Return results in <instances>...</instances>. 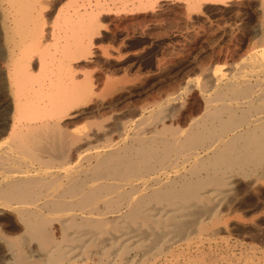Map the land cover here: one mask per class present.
<instances>
[{
  "label": "bare ground",
  "instance_id": "bare-ground-1",
  "mask_svg": "<svg viewBox=\"0 0 264 264\" xmlns=\"http://www.w3.org/2000/svg\"><path fill=\"white\" fill-rule=\"evenodd\" d=\"M46 1L0 0V95L12 107L0 118V228L11 234L0 264H175L217 233L238 180L264 176V48L188 83L199 107L183 118L181 92L153 106L109 103L67 63L85 44L33 43ZM104 110L102 122L70 125Z\"/></svg>",
  "mask_w": 264,
  "mask_h": 264
},
{
  "label": "rangeland",
  "instance_id": "rangeland-1",
  "mask_svg": "<svg viewBox=\"0 0 264 264\" xmlns=\"http://www.w3.org/2000/svg\"><path fill=\"white\" fill-rule=\"evenodd\" d=\"M141 1L47 0L45 3L49 4L47 6L44 4L42 18L36 25V41L33 43L40 41L38 43L42 44L45 41V44H51V48L85 44V47L87 46L85 52L77 47L83 52L82 54L73 48L80 53L78 55L69 47L72 50L68 49L70 51L68 54L70 57L74 56L71 58L67 56V63L74 67L77 65L78 67L75 68L78 71L74 74L78 79L88 78L91 84L92 82L95 84L93 87L97 95L99 97L102 95L109 103H115L116 100L124 105L128 100L131 107L138 104L142 106V102L145 103L144 106H148L149 103V106H153L171 93L181 92L182 108L177 114L181 111L185 113L179 118L188 115L189 108L192 111L199 107V101L194 100V92L185 90L188 83L197 78L204 79L205 73H209V70L212 72L216 65H221L224 71L229 66L230 69L244 59H249L255 50L260 54L264 48V0ZM1 15L0 8V44H5V32L1 26L3 15ZM25 27L22 25L21 29ZM1 57L0 65L3 64L0 66V73L4 74L5 62H2L4 58L1 60ZM74 67L72 69L70 67L72 72H76ZM116 89H120L119 92ZM183 89L185 92L182 91ZM108 90L111 91L108 93ZM1 94L0 108L4 110H0L2 111L0 118L8 121L12 107L6 103L8 101V97H5L6 93ZM104 111V115H98L101 118L97 115L95 119H92L91 115V117L76 116L73 120L76 119L77 124L71 119L73 122L70 120V125L72 128L83 129L97 122V119L98 122H102L101 120L108 117L106 110ZM86 117L88 120H85ZM241 179L242 181L238 180L236 184L238 186L235 185L236 189L233 190L234 192L241 190V194L232 191L230 195L234 193L233 195L237 197L229 195L225 203L227 205L221 207V220L216 221L217 233L215 230V233L207 237L208 239L205 237L203 239L205 241L195 245L197 248L193 246L189 252L177 254L178 259L174 260L175 264L185 261H187L185 264H264V202L262 201L264 176L259 178L261 181L258 179L256 187L245 185L247 181ZM246 188H249L248 192ZM250 188H253V191ZM242 192H245V195ZM253 201L257 202V205ZM245 202L257 210L261 209L257 212ZM258 202L262 203V206ZM228 205H231V208ZM223 207L227 210L224 211ZM242 207L244 208L241 209ZM233 208L236 214L239 212L236 208L241 210L238 215H235ZM226 212L228 213L223 215ZM251 212L255 215L252 216ZM224 219L230 220L224 221ZM2 220L12 222L11 216L8 215L2 216ZM208 240H211V243ZM197 255L200 258L194 257ZM210 256L217 259L212 261Z\"/></svg>",
  "mask_w": 264,
  "mask_h": 264
},
{
  "label": "clouds",
  "instance_id": "clouds-1",
  "mask_svg": "<svg viewBox=\"0 0 264 264\" xmlns=\"http://www.w3.org/2000/svg\"><path fill=\"white\" fill-rule=\"evenodd\" d=\"M11 234L5 232L2 228H0V242L6 244L7 238H10Z\"/></svg>",
  "mask_w": 264,
  "mask_h": 264
}]
</instances>
